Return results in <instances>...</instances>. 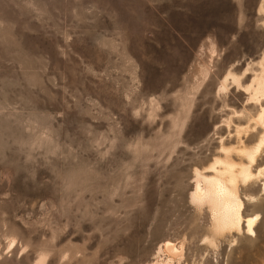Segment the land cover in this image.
I'll return each instance as SVG.
<instances>
[{
	"label": "rangeland",
	"instance_id": "rangeland-1",
	"mask_svg": "<svg viewBox=\"0 0 264 264\" xmlns=\"http://www.w3.org/2000/svg\"><path fill=\"white\" fill-rule=\"evenodd\" d=\"M263 12L264 0H0V264H146L164 241L182 244L180 264H264V170L239 191L252 235H212L189 201L193 170L237 147L243 108L255 114L219 84L257 70Z\"/></svg>",
	"mask_w": 264,
	"mask_h": 264
},
{
	"label": "bare ground",
	"instance_id": "bare-ground-1",
	"mask_svg": "<svg viewBox=\"0 0 264 264\" xmlns=\"http://www.w3.org/2000/svg\"><path fill=\"white\" fill-rule=\"evenodd\" d=\"M256 67V71L245 68L243 74L246 72L252 74L250 81L245 85L241 84L242 75L236 76L230 72L219 84L221 92L225 91L230 84L235 88H241L246 95L245 105L251 110L256 109L254 115L250 114L247 108H243L238 115L233 113L237 115L235 116L237 120L245 118L246 123L244 127L234 126L237 147L230 150L221 147L222 156L213 158L212 162L202 170H193L189 201L195 207L207 208L211 220L210 231L214 236L221 237L225 233L241 231L252 235L254 232L253 225L257 215L251 217L242 215L243 198L241 199L239 191L240 188H247L259 181L264 170L261 168L256 172L252 171L257 156L264 149V55L256 63ZM231 123L232 118L229 115L226 120L227 127ZM247 137L255 140L252 146L248 145V147L242 141ZM232 153L238 158V162L232 160ZM182 252V244L176 245L164 241L158 246L155 259L146 264H180ZM162 253L166 254V257L161 258Z\"/></svg>",
	"mask_w": 264,
	"mask_h": 264
}]
</instances>
